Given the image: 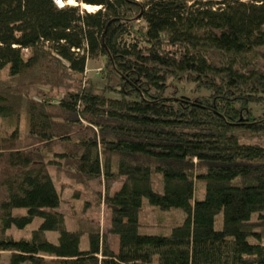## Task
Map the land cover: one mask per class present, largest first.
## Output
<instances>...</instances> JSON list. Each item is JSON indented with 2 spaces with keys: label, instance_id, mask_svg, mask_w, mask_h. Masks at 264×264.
I'll use <instances>...</instances> for the list:
<instances>
[{
  "label": "trees",
  "instance_id": "16d2710c",
  "mask_svg": "<svg viewBox=\"0 0 264 264\" xmlns=\"http://www.w3.org/2000/svg\"><path fill=\"white\" fill-rule=\"evenodd\" d=\"M62 1L0 0V264H264V0ZM54 166L105 193L103 234Z\"/></svg>",
  "mask_w": 264,
  "mask_h": 264
},
{
  "label": "rangeland",
  "instance_id": "374dc122",
  "mask_svg": "<svg viewBox=\"0 0 264 264\" xmlns=\"http://www.w3.org/2000/svg\"><path fill=\"white\" fill-rule=\"evenodd\" d=\"M68 3V1H67ZM73 3H76L75 1ZM72 4V3H70ZM83 6V5H82ZM96 8L92 6V9ZM28 51V48L25 49ZM106 58L104 54H99L93 57H89L87 60V64L85 67V74L87 76H91V78L96 82L98 85H102L105 82V77L102 75V69ZM104 77V78H103ZM179 85H184L183 83H179ZM190 85L186 86L187 88ZM181 90V89H180ZM181 92V91H180ZM207 91L203 90V93ZM112 96H116V93H109ZM86 122V121H85ZM53 175L55 176V180L57 185L60 186L61 182L63 181L64 184L62 185V202L59 210L63 212L65 215L66 221L71 224L73 221L77 220L78 218L87 217L90 222H98L99 223V233L103 234L105 232V228L107 223L110 222L111 212L110 206L108 201L106 200L105 193L102 191L97 190L96 185L92 182L91 184L82 185L80 182L66 176L64 174V170L53 167L52 168ZM116 185L119 184L120 180L117 181ZM90 185V186H89ZM115 185V184H114ZM115 185V186H116ZM157 185L160 187V182H157ZM87 186V187H86ZM102 188V187H101ZM105 189V188H104ZM74 190H77L80 194L79 196L75 197L72 193ZM203 184H199L197 186V190L195 191L196 196H202L203 194ZM87 199V200H86ZM76 205V211H73V203ZM183 211L182 210H164L158 211L157 208L151 206L149 203L143 205L141 208V219L139 226L142 228H156L157 225H162L167 227L172 221H178L182 218ZM162 220V221H161ZM119 236L117 234L110 235L111 244L113 247H117ZM87 236L85 234L84 240L82 241V246L86 243Z\"/></svg>",
  "mask_w": 264,
  "mask_h": 264
},
{
  "label": "bare ground",
  "instance_id": "6f19581e",
  "mask_svg": "<svg viewBox=\"0 0 264 264\" xmlns=\"http://www.w3.org/2000/svg\"><path fill=\"white\" fill-rule=\"evenodd\" d=\"M68 2L73 3L74 0H68ZM83 6L87 7L88 9H92V6L97 7V5H92L88 3H83Z\"/></svg>",
  "mask_w": 264,
  "mask_h": 264
},
{
  "label": "built area",
  "instance_id": "2783aa9c",
  "mask_svg": "<svg viewBox=\"0 0 264 264\" xmlns=\"http://www.w3.org/2000/svg\"><path fill=\"white\" fill-rule=\"evenodd\" d=\"M55 2L58 3V4H62L63 3L62 0H55Z\"/></svg>",
  "mask_w": 264,
  "mask_h": 264
}]
</instances>
